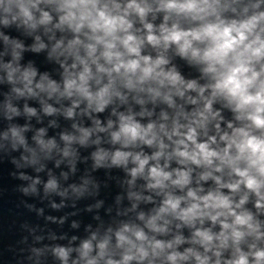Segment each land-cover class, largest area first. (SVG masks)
I'll return each mask as SVG.
<instances>
[{"label": "clouds", "instance_id": "1", "mask_svg": "<svg viewBox=\"0 0 264 264\" xmlns=\"http://www.w3.org/2000/svg\"><path fill=\"white\" fill-rule=\"evenodd\" d=\"M0 175V264H264V0H0Z\"/></svg>", "mask_w": 264, "mask_h": 264}, {"label": "water", "instance_id": "2", "mask_svg": "<svg viewBox=\"0 0 264 264\" xmlns=\"http://www.w3.org/2000/svg\"><path fill=\"white\" fill-rule=\"evenodd\" d=\"M0 183L7 187L8 191L0 197V220L6 219L7 210L14 206L15 193L12 191V182L0 175Z\"/></svg>", "mask_w": 264, "mask_h": 264}]
</instances>
